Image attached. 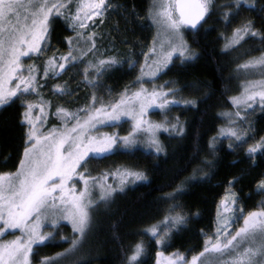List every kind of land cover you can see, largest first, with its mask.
Instances as JSON below:
<instances>
[{
  "label": "trees",
  "instance_id": "trees-1",
  "mask_svg": "<svg viewBox=\"0 0 264 264\" xmlns=\"http://www.w3.org/2000/svg\"><path fill=\"white\" fill-rule=\"evenodd\" d=\"M70 0H64L67 5ZM152 0H113L114 7L98 27L99 46L113 47L112 55L121 63L104 72L99 84L90 85L85 76H95L92 71L91 53L79 57L61 76L51 74L46 78L44 68L50 58L67 55L70 51L68 38L73 37L64 17L53 19L51 35L41 53H35L22 60L23 68L32 66L38 71L40 90L51 106L75 109L89 103L97 95L104 103L115 102L125 90L136 86L141 57L153 35L149 11ZM233 7H225L226 5ZM254 9L241 4L238 15L234 0H212L210 14L195 33L186 30V40L198 56L193 61L182 63L175 58L158 76L159 87L177 89L170 99L180 102L169 105L166 111L154 110L150 119L168 126L177 123L183 127V134L175 131L159 134L163 151L156 153L141 146L121 149L105 158L92 159L83 168L92 176L111 173L117 169L142 171L147 181L129 185L124 191H117L113 198L94 211L93 226L87 243L77 253H66L71 246L74 233L68 224H63L54 239L45 246L34 247L32 264H41L45 257L64 254L57 264H127V256L137 243H143L147 252L141 257L143 264H155L154 256L182 253L188 260L204 250L205 241L216 230L221 200L229 188L242 202L245 211L264 208V191L256 192L264 178V152L251 157L247 149L264 137V106L253 109L242 128L246 142H230L229 139L215 141V150L209 149V142L217 137L225 120L222 114L232 109L230 97L240 87L236 78L239 64L246 63L264 50L261 37H246L236 48L226 49L225 41L237 29L248 22L253 30L264 36V0H253ZM62 10V9H61ZM60 10V11H61ZM77 43H76V42ZM72 42V53L78 56L86 44L78 46ZM91 44V42H90ZM243 50L244 56L238 53ZM236 55H239L237 57ZM129 62L138 63L134 68ZM62 85L63 93H57L54 86ZM38 95L26 94L10 106L0 108V173L16 172L23 158L28 126L24 122L25 107L21 101L35 103ZM195 100V106L185 101ZM109 133L128 135V122L107 127ZM229 144L233 145L229 149ZM211 161L205 164L203 161ZM197 171L195 181L187 178ZM203 177V178H202ZM187 181L184 191L175 200L166 199L178 185ZM230 181L234 183L230 184ZM173 204L181 207L171 214L187 215V224L179 231L172 230L165 246H158L145 230L163 221ZM64 238V239H62ZM154 254V255H152ZM152 255V256H151Z\"/></svg>",
  "mask_w": 264,
  "mask_h": 264
},
{
  "label": "snow or ice",
  "instance_id": "snow-or-ice-1",
  "mask_svg": "<svg viewBox=\"0 0 264 264\" xmlns=\"http://www.w3.org/2000/svg\"><path fill=\"white\" fill-rule=\"evenodd\" d=\"M211 3L212 0H153L149 12L152 23L165 28L176 42L169 41L168 50L162 49L161 58L149 66L148 72H145L144 66L141 67V76L137 78L138 83L143 80L144 76L156 77L158 72L168 67L174 55L182 63L197 59L198 54L184 40L181 30L197 32L210 14ZM241 4L247 5L249 9L255 8V5L249 3L248 0H234L236 11L226 15H238ZM65 7H70V4L65 5L60 0L54 3H49V0H27V3L25 0H0V108L10 106L16 99L35 92L36 88L42 86L37 76L34 75V72L38 70L32 66L24 69L22 57L29 56L31 53H41L44 50L41 45L46 43L51 35L50 26L53 19L61 16L60 10ZM225 7H233V5ZM85 8L88 11L84 15L90 18L92 15H101L107 5L105 0H96L95 3L88 5H78L76 15L68 17L73 21L71 30L76 31L77 27L85 28V20L81 18V12ZM94 35L88 37L92 50L95 49ZM248 36H261L259 32L253 30L252 22H248L242 29H237L226 47L239 45ZM74 39L80 40L82 35L78 33L76 37L68 38L70 51L66 56L59 58L64 63L56 64L55 57L46 62L44 68L46 78L50 73L56 74L57 68L65 71L66 64L71 65L77 59L72 55ZM261 39L264 40V36H261ZM151 52L155 54L156 49L153 47ZM120 63L115 58H109L99 60L91 67L99 77ZM129 67L134 68L135 62H129ZM242 68H258L264 73V55L253 58L242 65ZM25 71L27 75L24 74ZM87 73L88 69H85V78H87ZM64 91L65 89L61 86H56L58 94ZM177 91L174 88L166 92L153 89L149 93L142 87L131 96L125 93L116 104L110 105L109 108L95 109V113L90 114L83 122L66 109L58 108L57 115L61 119L70 117L76 119V124L65 132L58 133L53 130L48 135L40 134L32 119V109L35 105L22 100L21 104L26 109L24 122L29 125L23 158L15 173H0V235L5 234L7 230L17 229L21 235L12 241L0 243V264H30L34 246H45L54 239L53 233H44L42 229L44 227L56 229L60 219L70 221L74 236L77 237L71 241L72 247L66 251L71 252L76 249L92 229V213L95 208L100 203H108L117 191L116 188L101 184L100 200L94 202L90 196L89 186L90 184L95 185L98 178L88 179L86 178L87 172L82 173L78 170L86 168L92 159L105 158L107 155L134 145L135 137L145 123H148L150 147L154 148L156 153L162 152L163 146L155 133L163 128V125L145 122L143 116L158 99L162 101L159 104L161 109L177 103L167 99L169 96H174ZM257 98L264 106V80L247 82L242 95L232 97L231 102L237 109L241 106L251 108ZM185 103L195 106L197 102L189 100ZM137 104L139 105L138 111L136 110ZM94 105L95 98L93 107ZM222 115L231 117L233 114L224 113ZM121 116H131L136 121L133 130L127 136L105 134L97 137L89 134L101 119L118 121ZM235 116L239 119L240 112L237 111ZM232 122L230 120V123ZM164 130L175 131L180 135L184 131L178 120L177 123L171 125L170 129ZM224 136L234 138L238 142L237 146L246 142L243 133H238L229 127L221 129L219 135L212 138L209 142V149L214 151L215 141ZM228 147L232 149L233 145L229 144ZM258 152H264V137L247 149L249 157ZM203 163L210 164L211 161L205 160ZM197 171L202 170L194 169L187 181H195ZM112 175L119 177L121 192L128 183L147 181V176L142 171L117 169ZM74 176H79V179L84 182V188L78 194L74 183H71ZM187 181L178 185L172 193L167 195L166 199L175 200L183 193ZM231 183L234 181H230ZM258 188L264 191V181H261ZM238 199L233 193L231 197L223 198L220 205L224 212H228L230 208L236 211L231 224L237 223L239 218L243 217V225L234 229V234L228 231L230 225L226 223L218 228L216 242L206 240L204 250L199 255L192 256L189 261L182 253L177 252L167 260V264H205L202 258L208 255L214 256L218 262L222 261L223 264H264V208L249 212L245 216L243 209L239 208ZM180 207L179 204H173L169 210L170 214L163 221L145 230V233L150 234V238L154 239L157 245L165 246L167 238H170V232L179 231L181 226L187 224V215L180 212L171 214ZM49 214H51V219H49ZM161 224L167 229L163 234L159 231ZM144 252L143 243H137L132 249V254L127 256V264H143L141 257ZM161 255L162 253H157V264H160ZM225 256L230 259L223 260ZM41 264H57V260L55 257H45Z\"/></svg>",
  "mask_w": 264,
  "mask_h": 264
},
{
  "label": "rangeland",
  "instance_id": "rangeland-1",
  "mask_svg": "<svg viewBox=\"0 0 264 264\" xmlns=\"http://www.w3.org/2000/svg\"><path fill=\"white\" fill-rule=\"evenodd\" d=\"M54 2H56V0H49V3H54ZM60 2L64 3V0H60ZM95 2H96V0H70V2L67 4V5L70 4V7H65V8H63L61 10L62 16L64 17V19H65V21H66V23H67L70 31L74 35V37H76L78 33H80L82 35V39L77 40L78 42H80V43H78V46H81L82 44H85L86 43L83 46V49L80 50L81 51L80 55L75 56V57H77V59L79 57L86 58V54L88 55L89 53L92 52L91 53V56H92L93 62H91V66L92 65H95L99 60H107L109 58H114L113 55H112V52H113V47L112 46H110V45H107L105 47L99 46L97 44L96 40H95V38H97V36H98L97 35V31H98L99 25L106 18L108 12L110 10H112V8L114 7L113 0H105V3L107 5V8H105V9L102 10L101 15H92V16H90V18H86L85 15H84V13L87 12L88 9L85 8L81 12V18L85 20V25H86L84 29H80L79 27H77L76 28V31L71 30V26L73 24V21L71 19H69L68 17L75 16L76 15L78 5H88V4L95 3ZM248 2L253 4V0H248ZM25 3H27V0H25ZM152 5H153V0L151 2L150 9L152 8ZM21 14L23 15V11H22ZM149 17H150L151 24L153 25V28H154L153 29V35L151 36V40H150V42L148 44L147 49L145 50V52L143 53V55L141 57V61H140V64L138 66L139 67V69H138L139 70L138 77L141 76L140 69H141L142 66L145 67V72H148L149 71V66H152L154 61H157V60H159L161 58V51H162V49L168 50L167 46H168V43H169L170 40L173 41V43L176 42L174 40L173 36L170 35L169 32L165 28H163L160 25H157V24L152 23L151 16L149 15ZM186 30L187 29H182L181 30V35L183 36L184 40L187 42V40H186ZM254 31H257V30H254ZM93 34H95L94 35V41H95V49L94 50H92V44H90V42L88 41V37L89 36H92ZM233 35L226 39V41H225V48L226 49H232V48H236L238 46V45H234L232 47H226V45H228L229 41L232 40ZM257 37H261V36H257ZM42 45H43V43H42ZM153 47L156 49V53L155 54H153L151 52V49ZM32 54H35V53H31L30 55H32ZM238 54L241 57H243L244 56L243 50L242 51L239 50V53ZM72 55L74 56V53H72ZM239 55H236V56L239 57ZM261 55H264V50L261 52V54H259L258 56H255L253 58H258ZM29 56L22 57V60L25 59V58H27V57H29ZM64 56H66V55H64ZM60 57H62V56H58L56 58V60H55L56 64L64 63V61H62V60L59 59ZM175 58H177L176 55L173 56V59L170 62V64L173 62V60ZM253 58H251L250 60H252ZM250 60H248V61H250ZM136 64H138V63H136ZM244 64L245 63H242L241 65L239 64L236 67V68H238V71L239 72H237L235 76H236V78H237V80L239 82L238 86L240 87V90L236 94H234V95H232L230 97V101H231V98L232 97H237V96L242 95L243 90H244V85L247 82H249V81H260V80H264V73H262L260 71V69H258V68L257 69H251V68L244 69V68H242V65H244ZM68 65L69 64H66V67ZM24 69H27V68H24ZM165 69H163L161 72H158L157 75H156V77L144 76L143 77V80L141 82H139V83L136 82V86L133 89H131V90L130 89L125 90L123 92V94L115 102L105 104L103 102L104 99L98 97L97 95H94V96H92L89 99V101H88L89 103L85 104L84 106H80L79 108L77 107L75 109H67L65 107H54L53 108V106H51L50 102H48L44 97H42V95L40 93V90H41L42 86L41 87H38V88H36L35 92H32L33 94L36 93L38 95L37 101L35 103H32V104L35 105V107L32 109V119L35 122L36 127H37L39 133L42 134V135H48V133L51 132V131H53V130H55L58 133L65 132V131L71 129L76 124V119H72L70 117L69 118L61 119L57 115V109L58 108L66 109L69 113L74 114L81 122H83L84 120H87L88 119V116L90 114H94L95 113V109H98V108H101V107L109 108L110 105L116 104L122 98V96L125 93H127V95L131 96L132 93H135V92L139 91L142 87L144 89H147L149 93L153 89H155L157 91H164V92H166L167 90L164 87H159V84L157 82L158 76ZM55 71H56V75H58V76H61L64 73V71H61L59 68H57ZM92 71H94L93 68H92ZM24 74L27 75L28 74L27 71H25ZM34 75H36L37 78H38V72H34ZM99 77H97V74L95 72V76L94 77H92V78L87 77L86 80L92 86L95 85V84L98 85L99 84V80H100ZM84 79H85V76H84ZM40 85H43V84H40ZM56 86H54V87L56 88ZM61 87H62V85H61ZM32 93H29V94H32ZM94 98H95V105L93 107V99ZM167 99L170 100V101H176V100L170 99L169 97H167ZM161 102L162 101L158 99L156 101V103L152 104L147 109V111L145 112V114L143 116V120L145 122H150V123L162 124L163 125V128H161L159 131H157L155 133V135L158 138V140H159V134H161L163 132H167L164 129H166V128L167 129H170L171 128V126H168V125H166L164 123L156 122V121L150 119V113L152 111H154V110H164V111H166L169 108L168 107L169 105H168L167 106L168 108L166 107L164 109H161L159 107V104ZM178 103H180V102H177L175 104H178ZM231 104H232V102H231ZM258 107H262V105L260 104L258 98H257V101L252 105L251 108H247L246 106H241L239 109H237L232 104V109L226 111L225 113H232L233 115L231 117H228V116H224L223 115L224 120H225V124L222 126L221 129H227V128L231 127L234 130H236L238 133H243L242 128L244 127V124L248 120L249 113L253 109H256ZM41 108H43V111H41ZM138 108H139V105L137 104V108H136L137 111H138ZM85 109L87 111H82V110H85ZM237 111L240 112V118L239 119L235 116V113ZM230 120L233 121V122L230 123ZM124 122H128V124L131 127V131L133 130V126L136 124V121L133 120L131 116H121L120 120H118V121H107V120L101 119L100 122L96 124V127L93 130H91V132L89 134L92 135V136H97V137L103 136L105 134H107V135L117 134V133H109L108 130H107V127L115 126V125H121ZM26 125L28 126V130H29V125L27 123H26ZM147 128H148V123H145L142 126L141 131H139L137 133L136 137H135L136 143L134 145L130 146V147L141 146V147H143L145 149L155 151V149L152 148V147H150V145L148 143V141L150 139V133L147 131ZM168 132H171V131H168ZM119 136L123 137V136H127V135H119ZM223 138L224 139H229L231 143H233V142L236 141L234 138H229L227 136L220 137L219 139H223ZM120 170H124V169H120ZM78 171L79 172H82V173L83 172H86V171H84L83 168L79 169ZM116 171H113L111 173H105V174H102V175H99V176H92L91 174L87 173L88 175L86 176V178H88V179L98 178L97 179V183L95 185H91L90 184V186H89L90 187V196H91V199L94 202L100 200V197H101V187H100V185L101 184H103L104 186H111L113 188H116L117 191H120L119 190V184H120L119 177L116 176V175H112V173H115ZM13 173H15V172H13ZM105 176H106V178H105ZM261 181H264V178ZM261 181L259 182L258 185H260ZM71 183H74L75 189L77 190V194H78V192L80 190H82L84 188V182L79 179V176H74L73 182H71ZM132 184H135V183H128V184H126L125 187H124V189L127 188L129 185H132ZM256 192H260L258 186L256 188ZM232 194H233V192L229 188V191L226 193V195L224 196V198L226 196L227 197H231ZM237 203L239 205V208H242L243 209V213L246 216L249 212L245 211V209L243 207V204H242V202L239 199H238V202ZM106 204L105 203H100L99 206L96 207L94 211H96L97 209H99L101 207H105ZM263 204H264V202H263ZM220 205H221V203H220ZM261 209H257V210H254V211H259ZM94 211H93L92 215H94ZM234 215H236V211H234L232 208H230L228 212H224L223 211V208H221L219 206L218 216H217L216 230L212 234V236L209 237L208 240H210L213 243L216 242V232H217L218 228H220L222 225H224L226 223H228L230 225L229 228H228V231L229 232H232L234 234V229H238L239 227H241L243 225V217H240L239 220H238V222L235 223V224H231L230 223L232 221V219L234 218ZM49 219H51V214H49ZM63 224L70 225V227H71V229L73 231V228H72V225H71L70 221L65 220V219H60L59 220L58 227L56 229H53L51 227H44L42 229V231L44 233L51 232V233H53V236H54L57 233V231L59 230V227L61 225H63ZM159 231H160L161 234H163L165 231H167V229L164 227V225L161 224V226L159 228ZM20 235H21V233H20V231L18 229L17 230H7L5 232V234L0 235V243H6L8 241H12V240L16 239V237H18ZM148 235L150 236V234H148ZM75 238H77V237L74 236L73 239H75ZM87 238H88V235L83 239L82 243L80 245H78L76 249H74L71 252H67L66 251V253H72V254L77 253L83 246H85V244L87 243V241H86ZM158 246H160V245H158ZM245 246L247 247L248 245H245ZM71 247H72V245L70 246V248ZM146 252H147V249H145V252L143 253V256L142 257L145 256V253ZM159 253H162V255L159 257L160 264H167V260L169 258H172L173 257V254H174V253H171V254H163V252H159ZM152 255H154V254H152ZM61 256L62 255H56L54 257L57 260V258L59 259V257H61ZM202 259L205 260V264H223L222 261L218 262L216 260V258L214 256H211V255H208L206 257H203ZM228 259H230V257H228V256H225L223 258V260H228ZM258 259H259V257H258ZM153 260H155V264H157L158 256L157 255H156V257L154 256V259ZM30 264H32L31 257H30Z\"/></svg>",
  "mask_w": 264,
  "mask_h": 264
}]
</instances>
